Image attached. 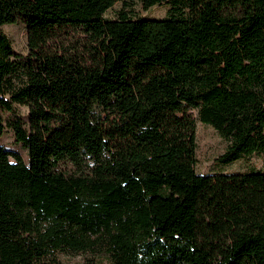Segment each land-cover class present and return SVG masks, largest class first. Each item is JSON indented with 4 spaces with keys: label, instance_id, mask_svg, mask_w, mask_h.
<instances>
[{
    "label": "trees",
    "instance_id": "16d2710c",
    "mask_svg": "<svg viewBox=\"0 0 264 264\" xmlns=\"http://www.w3.org/2000/svg\"><path fill=\"white\" fill-rule=\"evenodd\" d=\"M0 0V264H264V171L195 173V125L216 161L264 152V0ZM13 104L28 109L27 128ZM12 157L14 162H10Z\"/></svg>",
    "mask_w": 264,
    "mask_h": 264
},
{
    "label": "rangeland",
    "instance_id": "374dc122",
    "mask_svg": "<svg viewBox=\"0 0 264 264\" xmlns=\"http://www.w3.org/2000/svg\"><path fill=\"white\" fill-rule=\"evenodd\" d=\"M125 12L132 18L141 19H164L168 16L169 6L163 4L156 6L148 11L141 9L140 5L133 0H120L105 14V18L112 20L118 17L119 11ZM0 33L5 35L12 47L13 55L16 59L24 58L28 53L27 46V31L22 23L5 24L0 28ZM13 111L17 117L22 119L24 127L27 128L28 109L24 105L13 104ZM9 113L3 112L2 118L4 122V133L0 138V145L13 153L19 154L24 160L27 159L25 149L21 144L17 143L8 122L11 119ZM195 125V173L198 175L220 174V173H245L250 170L264 171V152L255 154L250 157L242 158L241 160L228 165L219 164L216 159L221 155L227 142L223 140L214 129L201 124L193 114ZM10 162H14L13 158H9ZM61 264H109L108 260L102 255H75L71 253H63L58 255Z\"/></svg>",
    "mask_w": 264,
    "mask_h": 264
}]
</instances>
